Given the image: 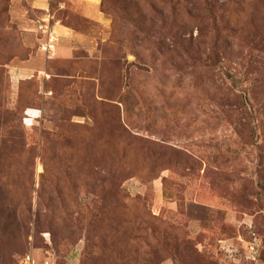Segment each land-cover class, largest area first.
Returning <instances> with one entry per match:
<instances>
[{
    "label": "rangeland",
    "instance_id": "1",
    "mask_svg": "<svg viewBox=\"0 0 264 264\" xmlns=\"http://www.w3.org/2000/svg\"><path fill=\"white\" fill-rule=\"evenodd\" d=\"M0 264H264V0H0Z\"/></svg>",
    "mask_w": 264,
    "mask_h": 264
},
{
    "label": "built area",
    "instance_id": "2",
    "mask_svg": "<svg viewBox=\"0 0 264 264\" xmlns=\"http://www.w3.org/2000/svg\"><path fill=\"white\" fill-rule=\"evenodd\" d=\"M49 50H51V49H49Z\"/></svg>",
    "mask_w": 264,
    "mask_h": 264
},
{
    "label": "trees",
    "instance_id": "3",
    "mask_svg": "<svg viewBox=\"0 0 264 264\" xmlns=\"http://www.w3.org/2000/svg\"><path fill=\"white\" fill-rule=\"evenodd\" d=\"M247 112V111H246Z\"/></svg>",
    "mask_w": 264,
    "mask_h": 264
}]
</instances>
